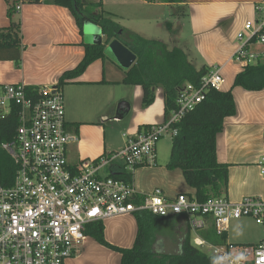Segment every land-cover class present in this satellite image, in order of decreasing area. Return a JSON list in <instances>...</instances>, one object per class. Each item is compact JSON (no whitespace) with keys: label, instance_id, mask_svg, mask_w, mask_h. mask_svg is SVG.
<instances>
[{"label":"crops","instance_id":"crops-1","mask_svg":"<svg viewBox=\"0 0 264 264\" xmlns=\"http://www.w3.org/2000/svg\"><path fill=\"white\" fill-rule=\"evenodd\" d=\"M13 1L0 0V28L9 24L7 10ZM262 1L182 0L171 4L162 0H102L103 10L110 13L122 27L146 39L160 40L168 48H182L192 64L194 59L198 60L199 68L206 66L210 70L215 66L220 67L224 81L221 90L231 88L236 107V113L224 119L223 129L216 137V158L221 163L229 164L226 198L232 202L245 196L264 195V180L258 167L264 153V88L248 90L232 86L236 74L244 69L232 60L238 46L237 33L246 22L256 19L255 6ZM177 4L186 5L185 16L171 15V7ZM17 5L19 9L15 11L13 20L20 25L21 59L18 65L13 60L0 59V84L54 86L63 71L75 67L82 59V43L88 40V35L84 34L83 27L80 32L70 11L56 5L53 0H39L37 3L17 0ZM165 21H171L174 27H178L174 37L164 28ZM90 65L61 89L63 103L66 99L67 129L77 134V141L66 150L68 162L73 166L81 160H97L120 150L125 142L123 134L135 135L145 125L161 123L165 119L162 87H156L154 100L143 106L142 88L122 83L128 68L114 64L124 70L118 77L110 78L104 75V64L101 74ZM117 85H125L133 90L120 93V89L113 88ZM120 102H126L129 107L128 112H122V117L118 119L116 113L120 111L117 104ZM74 123L79 124L76 131L71 126ZM113 126L126 129L117 149H114L110 136ZM121 169L122 165L118 163L103 168L100 173L113 175ZM135 170L131 181L139 193L159 188L165 196L173 198L179 193L192 192L185 181L181 182L176 176L175 170L179 169L157 167L156 161V166L149 170H152V174L162 171L165 176L161 179L152 177V182L144 181L141 176L136 178ZM135 215L131 213L104 220L106 241L118 247H131L137 233ZM145 223L151 238L150 248L158 255L180 254L182 244L187 240L193 243L195 238H200L209 242L204 235L211 228L208 226L193 231L184 216L160 218L148 215ZM237 226L240 227V224ZM120 257V253L99 245L87 235L81 253L67 259L64 264H119Z\"/></svg>","mask_w":264,"mask_h":264},{"label":"built area","instance_id":"built-area-1","mask_svg":"<svg viewBox=\"0 0 264 264\" xmlns=\"http://www.w3.org/2000/svg\"><path fill=\"white\" fill-rule=\"evenodd\" d=\"M19 6H16V10ZM257 17L237 33L239 45L232 60L242 68L264 62V0L255 6ZM220 67L202 76L197 85L185 83L175 106L161 123L123 134L124 146L97 160L70 165L67 147L77 141L67 129L61 90L55 86L0 84V114L17 109L18 125L12 140L0 143L14 170L9 184L0 182V264H64L78 256L89 226L131 213L148 212L164 218L184 216L193 231L212 227L216 235L228 230L232 219L250 217L264 226V195L232 202L226 197L198 200L194 193L168 198L161 189L139 193L132 181L102 175L103 168L120 163L131 175L157 161V143L177 135L175 124L204 100L210 89H222ZM264 180V153L258 161ZM195 246L217 264H264V239L256 244H212L195 238Z\"/></svg>","mask_w":264,"mask_h":264},{"label":"trees","instance_id":"trees-1","mask_svg":"<svg viewBox=\"0 0 264 264\" xmlns=\"http://www.w3.org/2000/svg\"><path fill=\"white\" fill-rule=\"evenodd\" d=\"M37 3L39 0H21ZM60 7L67 8L75 23L82 31L85 20L100 27L103 35L101 43H82L84 54L77 65L67 69L58 77L57 89L78 78L95 60L104 59L106 44L112 40L120 41L136 55L135 63L126 71L122 83L138 85L142 88V105L147 106L154 100V89L158 86L163 90L165 118L175 106V98L181 86L185 83L197 85L209 68H196L186 52L180 48L168 46L160 40L146 39L139 34L122 27L102 8V0H53ZM167 3H180L182 0H162ZM17 0L8 5L7 16L9 24L0 28V59L13 60L16 65L21 59L22 44L20 25L13 20ZM171 15L180 17L186 15V5L177 4L171 7ZM165 29L173 37L178 32L171 21L164 22ZM232 86H241L248 90L264 88V62L246 66L237 73ZM37 86L29 87L31 91ZM17 109L0 114V143L10 141L15 135L18 125ZM236 113V107L231 88L228 90L210 89L204 100L175 124L177 135L172 137L170 155L166 167L179 169L184 181L192 189L195 197L204 201L210 197H226L228 186L229 164L221 163L216 158V137L222 131L224 119ZM78 123L71 124L74 131ZM147 126V125H145ZM69 128V127H68ZM14 165L7 153L0 147V182L9 184ZM117 179L131 181V175L121 169L111 175ZM214 178V179H213ZM148 212L136 213L137 233L131 247L123 248L110 244L104 238L102 222L89 226L87 235L98 243L120 253L119 264H217L215 258L207 255L189 240L185 241L178 255H158L150 248V235L147 232L145 220ZM167 218V217H164ZM210 232L204 235L212 244H224L226 232L216 235L210 226Z\"/></svg>","mask_w":264,"mask_h":264},{"label":"rangeland","instance_id":"rangeland-1","mask_svg":"<svg viewBox=\"0 0 264 264\" xmlns=\"http://www.w3.org/2000/svg\"><path fill=\"white\" fill-rule=\"evenodd\" d=\"M15 19H16V17H15ZM163 26H164V24H163ZM86 28L84 29V34L88 35V38H87L88 40L85 41V42L86 43H88V42L89 43H93L92 42V40H93L92 35L99 34L100 33V27L98 25H94L93 24L92 27H91V31H89V33L85 31ZM96 30H99V31H96ZM159 30L161 31V29H159ZM237 45H239V41L237 42ZM135 58H136V55L133 54V59L135 60ZM110 60L111 59H103V60L99 59V60L95 61V63H92V65H90V66H94L97 69L98 73L101 74V70L103 69V64H104V69L105 70L104 69L103 70H104V73H105L104 74L105 77L116 78V77L119 76L118 74H120V72H122V70H124V69H121L120 67L119 68L115 67V65L117 63L114 62V61H112L113 63H111ZM193 64L196 67L199 68V66L197 65L198 64V60L194 59ZM132 65H133V62L130 65L128 64L127 66L130 67ZM92 68L90 69V71H92ZM158 87L161 88V86H158ZM113 88H115L116 90L120 89L119 90L120 93H124V92L127 93V92H131L133 90V89H129V87H125V85H117V86H115ZM65 100L66 99H64V107H65ZM118 105L119 104H117V106ZM141 105H142V101H141ZM64 111H66V110L64 109ZM130 115H131V113H130ZM64 117L66 119V113L64 114ZM125 132H126V129L122 128L121 126L120 127L119 126H113L112 127V129L110 131V133H111L110 136L112 138V143H113L114 149H117L118 144L120 145L121 138H122L121 137L122 133H125ZM171 144H172V137L170 135H165L164 137H162L158 141V143H157V167L161 166L162 168H166L165 167V163L169 159ZM150 168L152 169V168H154V166L144 167V168L143 167H138L135 170L134 176L136 178H138V176H141L143 178V180L147 181V182H152V177L161 179V178H163L165 176L162 171H158V172H155L154 174H152V170H149ZM175 172L177 174L176 176H178V179H180L181 182H184L182 173L179 170H175ZM263 187H264V181H263ZM188 188H190V187H188ZM238 224H240V227L237 226ZM263 237H264V226L260 225V224H257L250 217H241L240 219H232L230 221L229 229H228V232H227V240H228V242H231V243H244V244H256ZM98 244L103 246V247H106V246H104V245H102L100 243H98ZM106 248H108V247H106ZM108 249H110V248H108ZM110 250H112V249H110ZM112 251H114V250H112Z\"/></svg>","mask_w":264,"mask_h":264},{"label":"water","instance_id":"water-1","mask_svg":"<svg viewBox=\"0 0 264 264\" xmlns=\"http://www.w3.org/2000/svg\"><path fill=\"white\" fill-rule=\"evenodd\" d=\"M92 25L93 23L91 21L85 20L83 23V29L87 27L85 31L89 33V31H91ZM102 36L103 35L100 30L99 34L92 35V42L101 43L103 41ZM104 52L108 58H110L112 61L116 62L123 68H129L127 66L128 64L130 65L132 62L133 64L135 63V60L133 59V53L118 40H112L111 42H109ZM128 107L129 106L126 102H120L117 108L120 113L117 112L116 117L120 119L122 117V112H128Z\"/></svg>","mask_w":264,"mask_h":264}]
</instances>
